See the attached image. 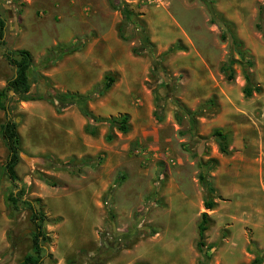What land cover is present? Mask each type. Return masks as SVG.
I'll return each mask as SVG.
<instances>
[{"label":"rangeland","instance_id":"1","mask_svg":"<svg viewBox=\"0 0 264 264\" xmlns=\"http://www.w3.org/2000/svg\"><path fill=\"white\" fill-rule=\"evenodd\" d=\"M113 3L0 0L5 46L32 55V94L46 86L86 94L112 74L109 90L86 107L99 117L129 116L128 132L114 129L107 142L106 123L93 136L84 132L77 102L60 113L45 100L13 103L21 148L16 173L26 196L40 197L48 218H56L45 225L51 258L42 264H264V0ZM121 3L152 44L140 54L131 51L142 44L139 25L125 23L128 39L117 34ZM76 39L84 43L78 51L44 61L49 49ZM229 58L230 81L219 70ZM245 73L260 87L249 97L242 92ZM12 75L0 50V89ZM214 129L227 135L228 153L218 149ZM6 153L0 139V165ZM49 156L98 163L73 173L48 167ZM201 171L213 192L198 181ZM38 172L57 185L44 184ZM0 177V264H17L30 248L31 224L27 211L7 216L8 185ZM205 198L214 206L206 210L198 251Z\"/></svg>","mask_w":264,"mask_h":264},{"label":"trees","instance_id":"2","mask_svg":"<svg viewBox=\"0 0 264 264\" xmlns=\"http://www.w3.org/2000/svg\"><path fill=\"white\" fill-rule=\"evenodd\" d=\"M109 5L112 8H116L113 0H109ZM262 9V8H261ZM211 10V9H210ZM212 23L215 22L214 12L211 10ZM259 15L261 10L259 9ZM121 21L117 26V34L122 39H128L124 34L125 23L139 25L136 21L135 14L129 10L124 3H121L120 8ZM262 18L259 17V20ZM222 22H224L221 19ZM140 26V25H139ZM5 20L0 18V50L1 56L6 62L13 68V75L9 78L5 85L0 89V110L4 113V120L0 123V139L3 141L6 148V157L4 162L0 165V176L3 175V179L6 180L8 185V191L2 190L3 201L7 209V216L10 219H14L20 212L27 211L28 219L31 224V229L28 234L30 239L29 250L19 259L17 264H42L43 259L51 258L50 253H46L45 245L50 241L48 232L46 231L45 225L56 221L55 219H49L44 210V204L40 197H28L26 196L25 185L20 181L16 173V165L20 160V135L17 130V122L13 117L15 105L13 103L19 101H35L45 100L54 105V109L57 113L62 112L64 109L72 105L74 102L79 103V110L85 117L86 123L84 125V132L88 135H95L97 126L99 124L106 123L108 131L104 135L105 141L109 142L115 137L114 129L120 133H126L129 130L128 119L129 116L126 113L118 114L112 117H99L95 116L87 107L86 101L92 100L103 96L111 87L115 81V76L112 74H105L100 84L94 86L91 91L86 94H77L74 92H59L54 88L46 86V92L44 94H32L30 92V81H29V70L33 64V58L31 53L22 48L10 49L5 46L3 40ZM256 27L261 29V24L257 23ZM139 32L141 33L142 44L140 47H132L131 51L133 54H140L144 46L150 47L152 44L149 42L147 35L143 28L140 26ZM262 37L264 38V31H262ZM221 38H224V34H221ZM83 42L79 40L73 41L70 45H57L54 48L48 50V54L44 61L57 60L63 55L71 54L78 51L82 46ZM237 46H240V42H235ZM181 48V47H180ZM174 50V47H169L167 52ZM234 59L229 58L227 61L219 66V70L224 74L226 80L230 81L233 78L232 63ZM245 85L243 87V95L249 97L253 92H259L260 87L250 83L249 76L247 73L244 74ZM44 86V84L42 83ZM11 92V93H10ZM159 105H157L158 107ZM159 109L153 111V117L155 120H160ZM190 114L189 112H187ZM178 118V116H176ZM212 136L215 138L218 149L222 153H228V140L227 135L220 129H214ZM48 167L55 170H67L73 173L81 171L83 166L93 167L95 163L90 157H85L79 161L73 162L72 160L57 161L49 156ZM211 161L209 160L206 165L209 167ZM201 164V163H200ZM202 165V164H201ZM37 177L44 184L55 187L57 184L50 177H47L44 173L38 172ZM124 176H120L123 179ZM1 179V177H0ZM198 181L205 183L207 191L213 192L214 189L210 186L208 181H205L204 172H199ZM205 211L201 212L199 221L197 223V241L196 248L198 251H202L204 248V233L207 230L209 218L206 210H210L214 206V202L208 198L203 201ZM110 211V210H109ZM207 257V255H205ZM97 262L96 264H99Z\"/></svg>","mask_w":264,"mask_h":264},{"label":"water","instance_id":"3","mask_svg":"<svg viewBox=\"0 0 264 264\" xmlns=\"http://www.w3.org/2000/svg\"><path fill=\"white\" fill-rule=\"evenodd\" d=\"M11 93V92H10ZM16 121V120H15Z\"/></svg>","mask_w":264,"mask_h":264}]
</instances>
